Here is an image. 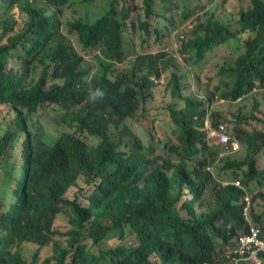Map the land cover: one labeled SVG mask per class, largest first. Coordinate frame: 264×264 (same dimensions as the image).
<instances>
[{
	"label": "trees",
	"instance_id": "1",
	"mask_svg": "<svg viewBox=\"0 0 264 264\" xmlns=\"http://www.w3.org/2000/svg\"><path fill=\"white\" fill-rule=\"evenodd\" d=\"M48 1L62 5L69 0ZM152 1L146 0L148 12ZM16 4L25 17L20 31L10 14ZM116 15L114 11L94 26L81 22L74 26L86 45L103 42L116 57L106 76L81 61L59 26L29 0H0V161L19 144L22 157L19 169L0 174V264H70L73 247L87 232L89 239L105 244L117 234L114 228L122 225L137 233L139 248L104 247L95 257L78 246L71 264H204L215 257L210 235L229 240L222 225L232 223L233 234L248 231V217L264 232V193L251 186L264 182L258 167L264 133L236 127V136L222 141L218 149L206 146L191 126L192 115L205 105L201 99L206 91L198 87L200 99L184 93L182 74L221 45L237 40L240 29H251L256 37L232 70L233 94L250 89L245 98L255 91L251 89L255 82L264 86V0H229L212 15L210 25L201 21L197 30L204 37L191 44L201 59L188 55L180 63V58L158 52L136 56L122 71L114 69L126 61L125 50L121 51L122 24ZM37 63L45 66V72L39 84L29 88L26 77ZM51 63L55 76L65 83L46 92V69ZM173 69L179 78L175 77L177 87L171 91L176 102L168 106L169 114L158 121L137 114L142 108L139 95L149 87L152 74ZM121 72L131 74L118 77ZM45 101L73 110L57 122L70 131H61L69 135L54 147L43 140L31 141L30 134L26 138L27 132L36 131V108ZM131 118L151 128V146L127 124L120 127ZM74 122L96 137L98 145L88 151L72 136ZM244 146L245 156L239 154ZM243 176L250 180L248 185ZM239 177L241 186L232 183ZM79 179L92 190L81 189L71 198L68 191L78 187ZM243 190L251 194L249 208ZM81 197L87 205L81 204ZM66 223L72 228L65 233ZM232 245L236 246L235 240Z\"/></svg>",
	"mask_w": 264,
	"mask_h": 264
},
{
	"label": "clouds",
	"instance_id": "2",
	"mask_svg": "<svg viewBox=\"0 0 264 264\" xmlns=\"http://www.w3.org/2000/svg\"><path fill=\"white\" fill-rule=\"evenodd\" d=\"M74 0H69L68 2L62 4V5H54L48 0H29V3L31 6L40 11L42 15L50 19L53 23L57 24L60 28V30L66 35L67 42L74 51V53L79 57L81 61L85 60L84 56L77 50V48L74 45L73 40L71 39L72 35H76L78 37L79 44L83 47V50L90 51L97 49V60L98 64L96 67L99 69V71L104 74L108 75L107 67L109 64L114 62L115 56L109 54L107 52V48L103 42H99L96 45H86L80 37L79 32L74 27L76 23L81 22L90 26L96 25L102 18L106 17L109 14H112L114 11L116 12V18L119 20V22L122 24V30H121V51L125 50V32L128 27V23L130 22V18L132 16V13L134 12V8L131 4L128 3V0H105V7L103 11L101 12V16H99L95 22H90L92 20H88L86 18H78L74 22L68 23L66 25L67 32L64 31L65 24L62 21V15H63V8L69 4H71ZM86 2H89L90 4L97 0H84ZM184 0H153L151 8L148 12V8L146 5V0H142L141 5V11L143 14V18L140 20V29L143 30L147 35H151L152 33L162 34V31H164V28L161 26V23L163 20H167L169 22L174 21V16L170 14V11L166 9V7L172 3L179 2L181 3L182 7H185V4L183 3ZM199 3L200 13L205 12L209 17L201 19L199 22H193L188 21L186 22L180 29L173 32V41L171 45L167 46L164 52L168 55H172L175 58L178 57L179 51L186 57V59L189 58L188 55L192 58L201 59L202 54L199 56L196 49L191 48V44L198 41L199 38L204 37L202 34L198 32V24L201 21H204L208 23L209 25L212 22V15L215 16L216 12H218L224 5L228 3L226 0H194ZM19 5L16 4V6L13 9H16L19 12ZM178 7V6H177ZM98 16V15H96ZM95 17V16H94ZM93 17V18H94ZM152 19H156L158 22V27L151 31V25L150 21ZM130 26V23H129ZM73 30L74 34H70L69 30ZM206 36V34H205ZM256 37V32L251 29H240L237 33L236 39L228 42L227 44L221 45L216 50V53L219 51L227 50L230 54H233V59L229 63H225L222 65L219 71V78L220 82L215 88L214 92L207 94L201 99L202 102L205 103L202 111H197L194 113L191 117V126L192 130L195 131L198 136H201L204 141L203 143L206 146H212L216 147L220 145L222 141L229 140L233 138L234 136L230 134L228 124L224 123L221 117V114L218 113L215 108L218 105V103H230V102H241L243 101L244 93L238 96H234L233 89L235 86V77L232 73L233 69H236L237 63L240 58L246 55L247 53V44L254 40ZM236 41H239V44H236ZM238 46V48H237ZM237 48V50H236ZM158 53V52H157ZM126 54V53H125ZM145 54H152V53H144L138 55L140 58L144 57ZM156 54V53H155ZM135 60V59H134ZM117 65V64H116ZM115 65V66H116ZM115 69V67H114ZM116 70V69H115ZM160 71V70H159ZM45 72V66L37 63V67L35 71H30L29 75L26 77V86L29 88L36 87L39 82L42 79L43 73ZM168 72H171V78L169 81V89L171 91L176 90V83H175V77L179 78V75L176 70H170ZM167 72H160L158 74H152L151 79L149 80V87H145L143 89L142 96L139 95V102L141 106L143 107L146 105V103L150 99H154L155 97V89L163 84V76ZM46 84L44 86V91L48 92L51 90L54 86H63L65 83L64 79L57 78L55 76V67L54 64L51 63L49 67L46 69ZM130 75V73H124L121 72L118 74V77L121 75ZM136 89V88H134ZM255 90L254 92L264 90V86H262L259 82H255L253 88ZM138 90V89H136ZM252 92V93H254ZM251 93V94H252ZM250 95V94H249ZM195 97L197 99H200V92L195 94ZM44 105H53L58 107L61 110V114H59L56 118V122L59 120H62L64 118H68L70 114L73 112L72 109H67L60 103H52L49 101H45L40 103L36 111L38 112ZM126 126V120L124 119L122 123L120 124V127ZM239 127V126H236ZM58 135H53L50 132H41L36 129V131L27 132V137L30 138L31 141L38 142L39 140H43L47 143V145L54 147L57 142L62 138L63 135H69L66 133H63L59 130H57ZM262 133V132H261ZM83 134H88L91 136L86 130L82 129L79 123L74 122V133L72 136H74L76 139L81 141L83 144L86 145V147H91L86 140L81 136ZM93 138H96L94 136H91ZM259 167V166H258ZM260 169V168H259ZM261 170V169H260ZM263 176H264V170ZM239 177L237 180L233 181L237 186L242 185V178L245 181V184H249V179L246 176H243L241 178ZM226 183V182H223ZM260 192L264 193V182H257L252 183L251 186H256ZM245 201L247 202L248 208L251 206V200L250 198L251 194L248 191H245ZM249 230L245 231L244 229L238 230L235 234L232 233L233 230V224L228 223L226 225H222L224 230L226 231L227 236L229 237L228 241H225L222 238H215L212 235H210V238L212 240V243L214 245V255L212 259V263H204V264H225L221 263L218 250L222 249L223 251H227V261L228 264H264V232L261 233V229L258 225H256L253 222V219H250L247 217ZM119 236H124L127 238V236L133 235L136 239V245L133 246H127V250L139 248L141 246L140 239L137 235V233L133 230L132 227L122 225L119 228H114ZM88 233V232H87ZM87 233L83 237V239L80 240L79 243H77L72 250V254L70 257V264L72 263L73 256L75 255L78 246H84L86 247V250L88 253L94 255L95 257H100L102 251H104V241H100L98 243H95L93 239H89L87 237ZM235 240L236 246L233 247L232 242ZM151 254L149 255V257ZM148 257V259H149Z\"/></svg>",
	"mask_w": 264,
	"mask_h": 264
},
{
	"label": "rangeland",
	"instance_id": "3",
	"mask_svg": "<svg viewBox=\"0 0 264 264\" xmlns=\"http://www.w3.org/2000/svg\"><path fill=\"white\" fill-rule=\"evenodd\" d=\"M128 3L132 5L134 12L130 18V28L125 32L126 61L125 63L117 64L115 66V69L118 71L128 68V64L140 54L152 53V55H154L159 51H164L165 48L171 45L173 41V32L180 29L186 22H199L201 19L209 17V15L205 12L200 13V5L194 0H184L183 3L185 4V7H182L181 3L175 2L166 7V9L170 11V14L174 16V21H162L161 26L164 28L162 34L152 33L151 35H147L140 29L139 26L140 20L143 18L141 11L142 0H128ZM104 7L105 0H97L91 4L84 0H74L71 4L62 9V21L65 24L64 31L67 32L66 25L68 23L74 22L78 18H86L88 20L93 19L90 22H95V20L102 15L101 12ZM10 14L14 16L17 22L15 27L16 31H20L23 28L25 17L20 15L16 9H12ZM150 25L151 31H153L158 27V22L156 19H152L150 21ZM71 39L73 40L77 50L84 56L85 61L90 65L96 66L98 64L97 49L85 51L79 44L78 37L76 35H72ZM236 44L238 45L239 41H236ZM177 58H180V63H182L186 57L181 53V51H179ZM232 59L233 54L224 50L208 55L203 62L196 66L190 65V69L182 73L184 76V93L195 96V94L199 92L198 87L206 91L207 94L214 92L220 82V68L225 63L231 62ZM156 70H160L159 67ZM170 78L171 72L165 73L163 76V84L159 85L155 89L154 99H150L146 105L140 108L137 114H148L150 117L154 116L156 121L161 120L169 114L168 106L176 102V99L173 98L171 90L168 86ZM181 105L182 104L180 103V106ZM215 110L221 114L223 122L228 124L229 132L233 136H236V126H239V128L245 132L264 133V90L248 95L241 102L218 103ZM59 114H61V110L58 107L53 105H44L34 117V128L41 132H50L53 135H58L57 130L70 131L66 127L57 124L56 118ZM126 124L130 130L146 144V146L152 145V130L149 126H147V124L140 123L133 118L128 119ZM81 136L91 147H95L99 143L98 139H95L88 134H83ZM23 139L24 138H22V140ZM171 140L176 143L175 139H170V141ZM20 150L21 145L19 144L10 156H5L0 161V174L5 175L14 167L19 169L22 162ZM246 152L247 147L244 146L239 154L245 156ZM258 166L261 170H264V149L263 152L258 155ZM2 175H0V185L3 181ZM220 181L226 182L224 179ZM77 186V188H73L68 191L71 198H73L75 193H78L81 189L87 191L88 193L92 190V187L85 184L84 179H79ZM258 189H260V187ZM80 202L83 205L88 204L87 199L83 197L80 198ZM260 209L261 205L258 206L257 210ZM182 214L185 216V213ZM71 228L72 225L66 223L64 226L65 233ZM111 237V240L105 243V247H115L120 244H124L128 247L136 245V239L133 235L127 236V238L123 241L119 239L118 234H111ZM29 249L30 248L28 247V250ZM218 255L225 264H228L227 251L219 249ZM151 260L158 262V259L155 256H152Z\"/></svg>",
	"mask_w": 264,
	"mask_h": 264
}]
</instances>
